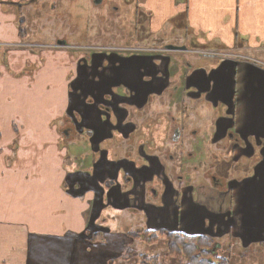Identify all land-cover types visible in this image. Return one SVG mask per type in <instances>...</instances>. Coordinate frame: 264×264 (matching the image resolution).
<instances>
[{"label": "crops", "instance_id": "1", "mask_svg": "<svg viewBox=\"0 0 264 264\" xmlns=\"http://www.w3.org/2000/svg\"><path fill=\"white\" fill-rule=\"evenodd\" d=\"M129 2L165 40L37 53L21 11L50 4L0 0V264L116 263L137 218L136 231L215 237L230 264L264 260V0H124L131 13ZM203 149L232 167L260 159L222 190L195 182Z\"/></svg>", "mask_w": 264, "mask_h": 264}, {"label": "rangeland", "instance_id": "2", "mask_svg": "<svg viewBox=\"0 0 264 264\" xmlns=\"http://www.w3.org/2000/svg\"><path fill=\"white\" fill-rule=\"evenodd\" d=\"M123 1L124 0H102L101 2L97 3L96 0H47L46 4H50L48 7L50 10H46V12L38 11L40 8H36V6L34 5L24 7L21 13L24 23L23 29L25 32V37L21 41L32 42L33 46H30V49L37 50V53L46 49L59 48L60 46L64 47L65 44L61 45V42H65L66 45H68L67 49L69 51L78 53L89 51L87 47L91 45H95L98 47H100L99 45H106L108 49L117 50L118 48H137L138 46L145 45L149 46L151 45V43H159V41L161 42V40H165L162 38L159 39L155 37H149V35L152 33L149 29L143 27L144 23L143 21H141L140 14H137V16H135L134 7L136 5V2H129V4L131 5L130 8L132 10L130 13L128 11L123 10V6L125 5ZM40 5H42V9L43 1H41L40 3L39 1H37V6ZM114 7L118 8L113 10ZM119 8L120 10L118 12ZM112 10L115 12V16L113 17L110 13ZM31 11L35 13V15H37V24L34 21H32L31 23L29 21V14ZM39 13L44 16L45 20H40L41 17L38 15ZM124 19L128 20L125 21ZM125 26L127 27L128 32H125V28H123ZM163 31H167V29ZM170 32L171 31L169 30V33ZM169 33H167V35L163 37L167 38ZM36 41L37 45L34 44L36 43ZM56 42H58L59 44H56L52 48H50L52 44ZM105 50L103 49V51ZM3 51L4 48L0 47V62L6 61L2 59ZM177 79L180 78H178V76L172 77L171 83L174 84ZM174 97L177 101L178 96L175 95ZM149 104L151 107L153 106L155 108H166L167 106L166 100L163 98L159 100L155 99L153 101H150ZM153 107L152 109L154 111ZM174 110H178V107L176 106ZM161 120L158 122H161ZM76 137V134H74L73 132L70 134L69 139L71 140L72 144L71 153H74L76 150L78 151L77 154L80 155L83 152L84 148L88 145H85V143L82 144L84 145L83 148L82 145L77 144V142H80V139ZM173 148L174 147H171V145H167L165 153L168 155L170 152H173ZM199 155L198 156L202 159L200 161L201 163L198 164L199 169L198 173L196 172L195 175V182L199 180L205 181L206 179L211 181V179L216 178L217 182L220 185V188L223 189V187L226 185L224 179H227L228 176L232 174V169L235 168V170H237L239 167V164L232 167V165L234 164V160L233 157H231V155L227 152H225L223 155L221 154L222 157L220 155L221 159L219 161H215L216 156L219 155L216 153V149H213L211 152H206V150L203 149L201 150ZM83 160H85V158H83ZM168 162L171 161L167 160L166 163ZM82 163L84 162L79 159V164ZM236 172L240 173V171ZM236 172L233 171L234 174H236ZM188 179L189 178H187V181ZM107 181L109 180L104 181V183H106ZM112 181L114 182V180ZM121 191L126 192V194L130 193L128 187L121 189ZM119 199L120 197L117 198V200ZM121 217L124 218L123 215ZM137 220L131 221L133 227L128 228L129 231H127V234L129 236H131V234H129L128 232L143 231L135 230V227L138 224ZM145 230L156 231L147 229ZM94 239H96L95 235ZM157 244L158 246H147L137 239L134 245V249L136 250V252L147 253L149 257H152L153 255L157 254L163 255L165 252L164 248L162 247L163 240H159ZM261 251H263L262 254L264 255V250L261 249ZM239 252V249H233L234 254H237ZM158 260L159 264H165L163 262V257H158ZM131 261L134 264L136 259H133ZM263 261H258V264H261ZM236 263L237 262H235L234 264Z\"/></svg>", "mask_w": 264, "mask_h": 264}, {"label": "trees", "instance_id": "3", "mask_svg": "<svg viewBox=\"0 0 264 264\" xmlns=\"http://www.w3.org/2000/svg\"><path fill=\"white\" fill-rule=\"evenodd\" d=\"M260 159V154L255 153L248 160H244L242 173L252 174V167ZM240 165V163L238 162ZM109 180L105 185H111ZM133 238L138 239L147 246H158L159 240H163V255H153L149 257L145 252H136L134 247L124 248V252L119 259L110 260L108 264H133L131 260L136 259L134 264H159L158 257H163L165 264H230V257L221 252H213L217 243L215 237L202 235H186L182 232H171L165 229L156 231L128 232ZM231 236H229V239ZM165 240V242H164Z\"/></svg>", "mask_w": 264, "mask_h": 264}, {"label": "flooded vegetation", "instance_id": "4", "mask_svg": "<svg viewBox=\"0 0 264 264\" xmlns=\"http://www.w3.org/2000/svg\"><path fill=\"white\" fill-rule=\"evenodd\" d=\"M61 43H64V42H61ZM65 44V43H64ZM100 47H98V46H94V45H91L90 46V48H88V50L89 49H93V50H95V51H97V50H101V51H103V49L105 50V51H111L112 49H108V47H106V46H101V45H99ZM162 52H166V50L165 49H162L161 50ZM240 158V157H239ZM244 158H242V159H240L239 160V163H240V165H239V167H238V169H237V171H240V174H245V173H242L241 172V169H242V167H244ZM174 167H176V166H174ZM225 180V182L227 181L226 179H224ZM112 181V180H111ZM211 181H212V183H213V185L214 186H216V185H219V183L217 182V179L216 178H214V179H211ZM219 187H220V185H219ZM227 189V182H226V185L223 187V189L222 190H226ZM200 235H202V234H200Z\"/></svg>", "mask_w": 264, "mask_h": 264}, {"label": "water", "instance_id": "5", "mask_svg": "<svg viewBox=\"0 0 264 264\" xmlns=\"http://www.w3.org/2000/svg\"><path fill=\"white\" fill-rule=\"evenodd\" d=\"M102 0H96L97 3L101 2ZM168 48H175V46L168 45Z\"/></svg>", "mask_w": 264, "mask_h": 264}, {"label": "built area", "instance_id": "6", "mask_svg": "<svg viewBox=\"0 0 264 264\" xmlns=\"http://www.w3.org/2000/svg\"><path fill=\"white\" fill-rule=\"evenodd\" d=\"M222 55H223V56H228L229 53H225V52H223Z\"/></svg>", "mask_w": 264, "mask_h": 264}]
</instances>
